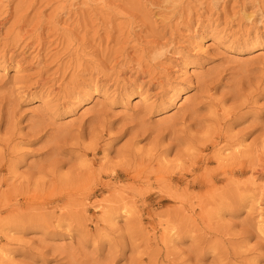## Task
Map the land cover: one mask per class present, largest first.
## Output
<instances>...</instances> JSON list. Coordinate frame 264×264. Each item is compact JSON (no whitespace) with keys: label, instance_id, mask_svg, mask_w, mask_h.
<instances>
[{"label":"rangeland","instance_id":"obj_1","mask_svg":"<svg viewBox=\"0 0 264 264\" xmlns=\"http://www.w3.org/2000/svg\"><path fill=\"white\" fill-rule=\"evenodd\" d=\"M1 251L264 264V0H0Z\"/></svg>","mask_w":264,"mask_h":264},{"label":"bare ground","instance_id":"obj_2","mask_svg":"<svg viewBox=\"0 0 264 264\" xmlns=\"http://www.w3.org/2000/svg\"><path fill=\"white\" fill-rule=\"evenodd\" d=\"M181 92L180 91H178V92H176L175 93V95L173 96V102L175 103L176 101H178L179 100V98L181 97ZM136 102H142L143 104H148V100L147 99H145V98H141V95H140V99H138V101H136ZM166 117H168V116H165V117H162V118H166ZM92 150V149H91ZM93 150H94V148H93ZM238 154H241V153H239V152H237V153H235V155L234 156H236V155H238ZM229 159H231V158H229ZM227 163L229 164V165H231L232 163H229V161H227ZM125 164H129V162L128 163H125ZM128 166H130V165H128ZM142 165H138V168L139 169H142V171L144 172V168H142L141 167ZM105 170V169H104ZM104 170H102V172H100L101 174L102 173H104ZM113 172L114 171H112V173H111V175L113 176L114 174H113ZM130 172V174H132L133 176L131 177V179L134 181V180H138L141 176H143V172L142 173H140V171L139 170H135V171H129ZM106 174V173H105ZM100 175V174H99ZM90 179V178H89ZM257 189L258 190H261V187L260 186H257ZM82 191H84V188H83V190ZM113 196H114V198H111L110 199V203L111 204H113L112 206H111V211H112V214H116V209H118L120 212H118V214H127V211H126V209H125V206L123 205V200H124V198L123 197H121V199H120V194H119V192H115V193H113ZM119 198V199H118ZM260 202H259V199H257L256 201H255V205H258ZM115 204H117V206H118V208L115 206ZM115 207V208H113L112 209V207ZM262 222H263V220H261L260 222H259V224L260 225H262ZM1 254V257L2 258H8L11 254L9 253H5L4 254V251L2 252H0ZM6 255H8V256H6Z\"/></svg>","mask_w":264,"mask_h":264}]
</instances>
